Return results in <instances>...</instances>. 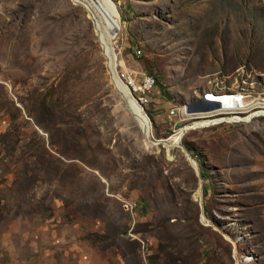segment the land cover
<instances>
[{
  "label": "rangeland",
  "instance_id": "obj_1",
  "mask_svg": "<svg viewBox=\"0 0 264 264\" xmlns=\"http://www.w3.org/2000/svg\"><path fill=\"white\" fill-rule=\"evenodd\" d=\"M99 1L117 71L155 78L149 134L82 3L0 0V264H264V117L181 112L264 103V0Z\"/></svg>",
  "mask_w": 264,
  "mask_h": 264
},
{
  "label": "bare ground",
  "instance_id": "obj_2",
  "mask_svg": "<svg viewBox=\"0 0 264 264\" xmlns=\"http://www.w3.org/2000/svg\"><path fill=\"white\" fill-rule=\"evenodd\" d=\"M74 2L82 3L84 8L88 10V13L93 16L96 20L97 31L102 44V52L106 60V67L111 75L112 82L115 88L118 90L119 94L122 96V100L125 103V106L130 111V115L133 116L134 121L139 125L141 131L145 137L149 134V118L144 113L143 107L140 105V102L136 100L134 95L143 94V89H137L135 87V81L132 79V76H124V82L121 80L120 75L118 74L116 68L120 66L117 63L116 57L112 51L113 45L112 40L115 36H117L116 32L121 30V26L118 24L117 18L111 15L108 11L106 14L104 11V6L99 0H72ZM91 8L93 10H91ZM105 21L108 24L109 31H105L102 22ZM127 70L125 68H120L119 71ZM128 71V70H127ZM145 78H147L150 82V87L154 86V79L151 76L143 74ZM242 78V77H241ZM237 81V79H236ZM247 83V82H246ZM236 84V83H235ZM245 84V83H244ZM246 85V84H245ZM260 85V84H259ZM252 86V85H251ZM250 87V86H249ZM239 88V87H238ZM244 90V88H243ZM245 91V90H244ZM224 93H218L213 90L210 94L201 96L199 99L205 100L207 103L218 104V107L207 106V110L201 111L196 109L197 111L193 113H188L186 107H183L181 112L182 114H189L193 117V121L196 120H205L209 119L208 124L197 123L192 124L193 128L202 126V128L220 125L222 123H230V122H239V121H251L253 118H261L264 117V103H251L246 105L245 103H241L242 98L235 97L233 99L227 100L226 98H221L220 96ZM241 94H243L241 92ZM184 116V115H183ZM210 122V123H209ZM188 125V124H187ZM186 127L183 129L177 128L173 130V134L168 136L165 139L156 140L158 143L164 145L165 147H176L179 145L180 137L183 132L191 127ZM179 129V130H178ZM178 130V131H177ZM181 130V131H180ZM188 159L192 162V160ZM192 165L193 162H192ZM200 192L194 194L195 198H199Z\"/></svg>",
  "mask_w": 264,
  "mask_h": 264
},
{
  "label": "built area",
  "instance_id": "obj_3",
  "mask_svg": "<svg viewBox=\"0 0 264 264\" xmlns=\"http://www.w3.org/2000/svg\"><path fill=\"white\" fill-rule=\"evenodd\" d=\"M117 70V69H116ZM120 75L121 80L124 82V76H132V79L135 81V87L137 89H143V97L149 101V95L152 93V88L150 87V82L145 78L140 72L133 71H117ZM238 98V97H237Z\"/></svg>",
  "mask_w": 264,
  "mask_h": 264
},
{
  "label": "water",
  "instance_id": "obj_4",
  "mask_svg": "<svg viewBox=\"0 0 264 264\" xmlns=\"http://www.w3.org/2000/svg\"><path fill=\"white\" fill-rule=\"evenodd\" d=\"M215 106V107H218V104H213V103H207L205 100H203V99H198L197 100V102L196 103H194V104H189L188 106H187V111H188V113H193V112H195V111H197L196 109H198V110H201V111H205V110H207V108L209 107V106ZM208 106V107H207ZM147 139V138H146ZM147 141H148V143L149 144H152V142L149 140V139H147Z\"/></svg>",
  "mask_w": 264,
  "mask_h": 264
},
{
  "label": "trees",
  "instance_id": "obj_5",
  "mask_svg": "<svg viewBox=\"0 0 264 264\" xmlns=\"http://www.w3.org/2000/svg\"><path fill=\"white\" fill-rule=\"evenodd\" d=\"M148 75V74H147ZM149 76H151L153 79H154V82H155V78L152 76V75H150L149 74ZM184 146V148L186 149V151H188V152H192V150L188 147V146H186V145H183Z\"/></svg>",
  "mask_w": 264,
  "mask_h": 264
}]
</instances>
